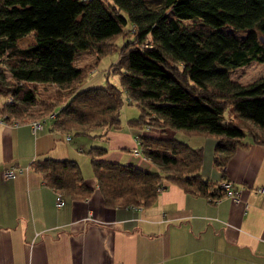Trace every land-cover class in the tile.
Listing matches in <instances>:
<instances>
[{
  "label": "trees",
  "instance_id": "1",
  "mask_svg": "<svg viewBox=\"0 0 264 264\" xmlns=\"http://www.w3.org/2000/svg\"><path fill=\"white\" fill-rule=\"evenodd\" d=\"M130 32L107 70L119 73L121 86L79 87L95 68L78 65V52L102 56ZM27 36L33 41L20 46ZM252 60L264 62V0H0V116L30 121L56 111L57 129L100 137L120 129L124 93L140 107L128 126L139 130L156 170L108 160L106 145L88 151L109 206H152L165 181L214 200L224 196L221 183L200 173L203 148L164 133L216 136L214 163L223 176L239 147L264 144V78L242 83L230 74ZM36 83L58 88L41 99L39 115L30 112L40 99ZM68 87L74 89L60 92ZM155 127L161 135L153 136ZM34 167L63 195L92 194L76 160L46 158Z\"/></svg>",
  "mask_w": 264,
  "mask_h": 264
},
{
  "label": "crops",
  "instance_id": "2",
  "mask_svg": "<svg viewBox=\"0 0 264 264\" xmlns=\"http://www.w3.org/2000/svg\"><path fill=\"white\" fill-rule=\"evenodd\" d=\"M138 134L128 126L97 137L106 141L104 158L156 170ZM68 135L51 119L37 132L29 120L0 123V264H264V144L239 147L223 176L214 163L217 137L200 136L208 138V147L198 145L202 177L232 180L236 199L214 200L165 181L154 205L134 209L105 203L84 146ZM46 158L78 161L92 194L59 193L34 167ZM12 166L18 170L7 177ZM60 194L64 203L57 205Z\"/></svg>",
  "mask_w": 264,
  "mask_h": 264
},
{
  "label": "rangeland",
  "instance_id": "3",
  "mask_svg": "<svg viewBox=\"0 0 264 264\" xmlns=\"http://www.w3.org/2000/svg\"><path fill=\"white\" fill-rule=\"evenodd\" d=\"M109 1V0H105ZM170 16H172L171 10H169ZM127 29L132 28V24L128 22L126 25ZM133 34L130 32L127 36H119L116 39V44L110 52L97 57L95 53L91 52L90 50H80L78 54L76 55V63L80 66H86L87 64H93V67L95 68L94 71H89L87 78L82 82L79 83L82 84V87H98V86H106L109 83H114L118 86H121V80L119 73H116L114 71L107 72L111 65L118 61L120 57V46H122L126 40L132 39ZM32 37L27 36L19 41L20 46L24 47L27 46L32 42ZM6 75L10 77L9 70L5 68ZM230 74L232 78L242 82V83H250L258 79L264 78V62L258 61V60H252L248 64L239 66L237 68H233L230 71ZM37 89L39 91V100L36 105L31 107L30 112H34L35 115L42 114L43 107L41 105V99L56 94V91L58 90L57 86L52 83H36ZM76 88V86L74 87ZM73 87H68L60 90V92H71ZM124 104L121 109V127L119 130H125L128 127V122L132 118H139L141 116V109L136 103H130L129 99L127 98V94L124 93ZM68 134V133H67ZM73 137V144L77 145V147H80V145L84 146L85 152L82 156L83 159H85L90 167L92 166L91 161V155L88 153L91 146L101 143L100 145H104L102 143H105L106 141H100L97 137H93L92 135L87 134H75L70 133ZM153 136H159L162 134V129L159 127L153 129L152 132ZM201 135L198 133H191L185 129L177 130L176 137L181 139L182 141H185L190 146L193 147H199L198 145L201 143L207 144L208 147V138L207 137H200ZM202 144V145H203ZM204 144V145H205ZM78 149V148H77ZM81 165V164H80ZM82 167V165H81ZM83 170V168H82ZM84 172V171H83Z\"/></svg>",
  "mask_w": 264,
  "mask_h": 264
},
{
  "label": "built area",
  "instance_id": "4",
  "mask_svg": "<svg viewBox=\"0 0 264 264\" xmlns=\"http://www.w3.org/2000/svg\"><path fill=\"white\" fill-rule=\"evenodd\" d=\"M12 100V98L10 99ZM56 111L52 112L49 116H47L46 118H41V119H32L29 121L31 127H32V130L34 132H37L39 130H42L45 126V122L47 119H52L56 116ZM8 122L4 116H0V123H6ZM18 123V121H16ZM68 138H71L70 135L67 136ZM18 168H16L15 166H12L8 169H6L5 171V175L7 177H12L15 175V173L17 172ZM221 186L223 187V189L225 190V194L228 195V196H231L233 197L234 199H236L239 195V189H236L234 184H233V181L230 180V179H223L222 182H221ZM259 191L261 192H264V187H259L258 189ZM64 203V199L62 198L61 194L59 195L58 197V200H57V205H62ZM132 208L134 209H141V208H138L137 206H133Z\"/></svg>",
  "mask_w": 264,
  "mask_h": 264
},
{
  "label": "water",
  "instance_id": "5",
  "mask_svg": "<svg viewBox=\"0 0 264 264\" xmlns=\"http://www.w3.org/2000/svg\"><path fill=\"white\" fill-rule=\"evenodd\" d=\"M263 38V37H262Z\"/></svg>",
  "mask_w": 264,
  "mask_h": 264
}]
</instances>
